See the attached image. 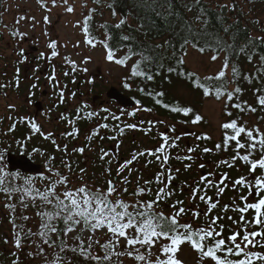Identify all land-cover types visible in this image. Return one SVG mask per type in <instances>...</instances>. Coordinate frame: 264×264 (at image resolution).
Returning a JSON list of instances; mask_svg holds the SVG:
<instances>
[{"label": "snow or ice", "instance_id": "obj_1", "mask_svg": "<svg viewBox=\"0 0 264 264\" xmlns=\"http://www.w3.org/2000/svg\"><path fill=\"white\" fill-rule=\"evenodd\" d=\"M199 3V0H196ZM67 3V0H65ZM55 5V0H53ZM235 5H233V8ZM68 12H72L73 8L68 7ZM94 11V10H93ZM115 14V13H113ZM23 19V17H21ZM47 22V17L44 18ZM91 19V15L85 17L83 22V32L85 34V43L92 47L96 46V41L90 37L88 22ZM197 19H200L197 17ZM19 21H17L18 23ZM126 23L125 19H121L116 28H120ZM23 37V33L14 32L13 36ZM127 39V37H124ZM259 40L264 43V37H259ZM103 43L106 49V59L110 62H115L118 65L124 66L128 59L131 58V51L129 54L122 58H116L115 51L108 45L107 42ZM189 44L188 40H185V45ZM56 42L52 41L49 44V48L53 49L51 56L58 55L56 49ZM193 47H197L198 51L203 53L204 47H199L193 44ZM220 51L223 49L220 48ZM243 52L244 49H241ZM186 54V53H185ZM23 56V51L20 52ZM43 55V54H42ZM218 55H212L211 59L215 61ZM67 59V58H66ZM146 59V58H145ZM261 61H264V56L260 57ZM249 62L252 60V56H248ZM70 62V61H69ZM87 63V60H85ZM177 63L182 65L184 63L183 58H178ZM229 60L226 58L223 62L222 68L214 75L205 77L203 82L198 77H195L194 73H186V75L192 79L193 86L201 89L205 97L214 95L217 100L222 97H226V101H232L234 96L240 94L242 89L235 87L233 90H228V84L235 82V77L239 75L238 69L232 66L233 80L227 79L226 73L229 69ZM73 70L75 71V64L73 63ZM87 69H84L86 71ZM169 72L175 71L173 68L168 69ZM67 75V73H65ZM131 75L133 77H146L147 80H152L153 76L143 70L140 67V61L132 66ZM55 77L53 76L52 79ZM251 82V78L244 77ZM19 81L17 80V86ZM33 88L36 85L32 86ZM125 88H129L128 83H124ZM143 91V90H141ZM257 93L256 101L264 107V94L261 93V89L255 90ZM73 96L75 93L72 94ZM152 95V93H149ZM164 93L158 92L155 94L157 97H162ZM60 101H64V93L61 91L59 94ZM139 103V101L137 102ZM156 104H161L164 108L170 109L174 113H182L184 116H188L193 112L190 107H173L167 103H163L161 99L155 100ZM247 102H245V105ZM12 107L11 105L9 106ZM84 108L87 105L83 106ZM227 107V103H226ZM232 107L245 111V107L240 103H233ZM145 111H151L150 108L144 109ZM247 111L256 112V107L247 105ZM104 111H108L105 109ZM80 110H77V118H79ZM95 113H88V118H91ZM134 115V113H129ZM226 115L231 116V112H226ZM119 119V117H113ZM61 119H65L62 115ZM202 120L199 114H195L191 120L192 124H197ZM70 124L73 121H68ZM152 122L149 121V124ZM15 125H13V128ZM30 127L34 133L40 132V127L35 122H30ZM99 127L107 128V124H102ZM128 128H135V124L127 125ZM224 130L223 135V148L227 150L230 143L235 142L236 155L232 157V160L237 159L248 165V175H241L239 178L233 181V188L237 186L246 191V194L239 195V201L235 199L233 201L232 211L239 213V219L235 220L233 217H228L232 220L234 228L229 229V233L226 237L224 235V225L219 223L223 217L211 215L212 210L218 207L219 201L213 202L212 197L207 196L206 189L214 187L217 189L218 194L223 193L224 187L220 185L224 184L228 179L227 174H223L219 181L210 179L214 176V173H207L201 176L198 185L192 188V199H196L197 193L201 191L199 184L205 185V194L199 196V200L206 205V211L203 213L205 217V223L194 226L192 222H180V218L188 212V209L183 207L184 201L177 200L170 207L173 211L170 214H165L163 211H158L161 202L166 201L173 193L170 191V185L174 176L172 170L168 169L167 174L164 171V166L169 160V154L167 149L176 146V141L180 139L179 136L172 138V142L169 143L170 137L167 134H161L162 143L155 150H148L147 152L141 151L138 154H133L132 158L125 161L117 169V174L122 172L125 168H128L138 156H153L161 164V172L155 176V182L163 185L159 187L154 194V199L143 200L146 194L151 193V188L138 186L135 191L131 193L135 197L132 201H126L121 198L118 193L121 191L111 180L107 182L106 190L102 188L92 189L86 183H82L76 188L69 187L70 179L68 176L61 174L59 170L54 168L49 169V175L41 176L39 179L45 183L43 187L35 186L32 182V178H25L23 185L14 184L13 181L18 179V174L6 171L3 167H0V193L5 194L8 199H11L13 195L19 194L20 203L23 207H28V202H32L33 207H37L35 203L37 200L40 202L41 210L37 212V216L41 218L40 230L33 233L31 229L25 230L23 225L14 227L19 230L15 233V247L20 249L22 247V240L28 239L31 236H38L43 244L49 247H59L60 252L65 251L64 241L61 240L57 245L56 241L51 240L52 234H60L67 236L69 233L74 232L78 227H81L82 231H89L95 233L97 231L106 230L107 239L101 243L99 240H92L90 236L89 243L85 246L81 236H77L76 239L79 243V253L86 259L95 261V264H112L113 256L120 258L127 256L128 258L137 262V264H182V261L176 259V253L179 251L180 246L187 243L191 246L192 250L198 253L200 264H204L205 261H211V264H264V131L256 126L249 128L245 124L239 123L236 119H232L221 125ZM175 127L170 129L171 132H175ZM78 129L73 127L71 132L66 133V136L75 137L78 135ZM123 132V129L120 130ZM148 131H151L149 128ZM43 135V133H41ZM99 134V130L93 131L92 135L88 136L89 141L93 136ZM245 138L242 142L241 137ZM51 137V133L45 136L46 139ZM115 137H110L114 139ZM196 139H210L208 136H198ZM52 143L56 145V141L53 139ZM216 150H220L222 145L220 143L215 145ZM59 150V145H57ZM245 150V154L241 155L240 151ZM65 152L67 146H64ZM195 148H188L189 153L194 152ZM73 151L83 154L85 149L83 147L76 148ZM211 149L205 147L203 152H210ZM259 152V158H253V154ZM108 153H103L101 159ZM4 153L0 152V160L3 159ZM180 157L178 156L177 159ZM54 159V157L52 158ZM184 159L192 160L191 155H187ZM221 164H225L228 167L232 165L228 161H220ZM219 166V165H218ZM64 167L71 171V164L65 162ZM190 165H186V168ZM204 165H201L203 168ZM259 170V172H258ZM179 171V170H177ZM84 172L83 169L80 170ZM83 179V176L80 177ZM125 182L126 179H125ZM145 185L152 183L151 180L145 181ZM63 187V191H58L59 187ZM227 185H225L226 187ZM124 193L128 192L125 187L122 189ZM115 196V199H113ZM6 207L15 211L14 204H6ZM229 206L225 205L223 211H228ZM251 212V218L247 217V214ZM193 220H198L202 213L200 211H192ZM23 220H28V216H23ZM62 225V227L60 226ZM23 233V236L21 235ZM123 239L125 244L120 245V241ZM96 244L102 249L103 255H94L91 251L92 245ZM159 244V255L152 258V249ZM123 247V251H116L117 247ZM145 249V251H141ZM71 251L76 252V248H72ZM41 255L44 254V249L39 248ZM32 255V253H29ZM13 264H17V261H13ZM48 264H63V258L56 253L54 258L48 262ZM122 264V262H121Z\"/></svg>", "mask_w": 264, "mask_h": 264}, {"label": "rangeland", "instance_id": "obj_2", "mask_svg": "<svg viewBox=\"0 0 264 264\" xmlns=\"http://www.w3.org/2000/svg\"><path fill=\"white\" fill-rule=\"evenodd\" d=\"M44 1V3H42ZM248 10V8H253L256 12L260 14V17L264 15L263 7L254 3L252 0H239ZM0 7V151H4L5 148H18L16 143V136L20 134V124L18 123L17 129L7 130L10 127V124L17 118L16 122L27 123L30 126V121H34L41 129L40 134L36 132L38 136V143L41 145L48 144L49 147L54 146L52 140L56 141V145H59L61 149L64 150V142L67 141L68 138L65 135L67 133V129L65 128L67 122L63 123L61 121V115L66 113V115L70 112L76 111V108L79 104H81L79 97V92H77V82L82 81L83 86L81 91L84 92V101L87 99L92 103L91 95H94L96 91H103V95H106L107 90L112 87H117L124 92H127L128 95H131L130 91L124 87V83L131 80V63L126 66H121L116 64L115 62H110L106 59V49L104 46L96 45L95 47L90 46L85 43V34L83 32V22L86 14L92 9L91 6H94L92 0H55V5L53 4V0H5L1 2ZM72 7L73 11L68 12L67 8ZM23 17V19H21ZM45 17H47V22H45ZM112 15L110 13L106 14L103 18L107 20L111 19ZM30 19V20H29ZM17 21H19L17 23ZM20 32L23 33V37L13 36V33ZM28 38L29 41H25V38ZM55 41L56 49L58 55L55 57L51 56L53 49L49 48V44ZM37 46L38 51H33L31 46ZM23 51V56L20 55V52ZM43 54V55H42ZM212 55L203 54L193 48H189L186 55V63L189 68L198 72L200 75H209L213 73H217L223 66V56L218 57L215 61L211 59ZM67 58V59H66ZM116 58H120L116 56ZM39 59L42 62H39ZM87 60V63H85ZM36 61L35 65L34 62ZM70 61V62H69ZM73 63L75 64V71L73 70ZM36 64L39 65V69L42 70V73L39 72V69L36 67ZM22 66L23 75L26 69L29 70L28 75L23 79V83L25 85L36 82L37 77H44L48 75V73H44L46 66H48V70L50 69V75L58 77V76H66L65 73L71 78H74V82L72 83V92L75 93L74 97L71 98V101H68L66 104L67 110L63 111L61 109H55L54 111H45L43 114L38 115L37 118L33 117L36 113V110H41V108H36L31 102L29 95H20L16 89V84H14L15 79H17V73ZM31 68V69H30ZM84 69H87L84 71ZM34 76L31 80L28 77ZM14 82V83H13ZM94 86V92L90 93V89ZM39 91L41 92L43 89H50L49 80H45L44 78L39 83ZM129 90V89H128ZM57 92V90H56ZM41 93L39 97H41ZM133 96V95H132ZM53 98L50 99L52 102ZM60 100V99H59ZM89 103V102H88ZM224 101H215L213 99H206L202 108L201 113L205 118V123L201 126H188L181 125L176 122H173L170 119H166L158 116L156 113H150L149 111H145L141 105H138L134 109L135 119L133 120V124L136 125L133 132L130 133L129 137L127 136H114L113 141L107 143L106 146L108 149V159L116 164L117 157L114 152L118 150V159L121 156H126L123 153H127L126 160L132 158L133 154H138L141 151L147 152L148 150H155L161 143L162 140H157L153 143L155 139L151 138L152 133H164L167 130L169 132L170 141L172 142V138L177 132V124H178V136L180 139L178 140V170H176L177 162L174 148H168L169 160L167 164L164 166V171L167 174L168 167H171L172 175L174 179L172 181L177 180L182 183V186L175 187L174 185H170V191L173 193L169 198H171V202L163 201V205L159 207L158 211H163L166 214H170L173 209L170 207L175 201L182 200L184 201L183 207L188 209V212L180 218L182 223L184 222H192L194 226H198L205 223V217L203 213L206 211V205L204 202L199 200L200 195L205 194V185L199 184L201 191L197 193L196 199H192V188L198 185L201 176L206 175L211 172L215 175L210 179L214 181H219L220 177L223 174H227L228 179L225 180L224 184L220 185V187H224V194L227 196L225 198L222 197L219 200L218 207L212 210L211 215H221L225 221V215L227 211H222L225 201H227L228 197L232 200L231 194L228 193V190H233V181L239 178L241 175L247 176L248 170H244L243 163L237 166V170H227L228 166L225 164H221L220 161H230L232 159L228 156L225 150H216L215 145L218 144L217 141L222 136V127L221 125L225 122V118L223 116V108ZM12 106L11 108L9 106ZM94 110L99 108V106H93ZM40 109V110H39ZM121 109L116 111L117 113H121ZM93 113L97 111H92ZM132 113V111H129ZM96 114V113H95ZM71 115L70 119H72ZM28 119L26 121L23 118ZM96 118V115L94 116ZM149 121L152 123L149 124ZM15 122V123H16ZM98 122L92 123L85 130H83L80 134L75 137L69 139V144L67 146V156L74 158V154L77 152L73 151L76 148H80V144L85 143L88 136L92 135L93 131L98 129ZM98 127V128H97ZM175 127V132H171L170 129ZM151 131L147 134L148 129ZM263 129V128H262ZM28 133H32L30 130ZM43 133V135L41 134ZM51 133V137L46 139L45 136ZM203 134L204 136L210 137V139H202L203 149L205 147L211 149L209 155L204 157L200 152H198V146L200 141L196 139V137ZM27 141L28 137H25ZM14 142L15 144L9 145V142ZM45 141V142H44ZM188 148H195L194 152L189 153L187 151ZM102 147L98 146L97 142H94L91 146H87L86 150L83 153L84 158V166L82 168L84 170L83 173L80 170L69 171L64 167L59 166H51L46 162L47 155L39 154L36 155L44 160L46 168L44 171V175H49V169L54 168L59 170L61 174L68 176L70 179L69 187L76 188L80 186L82 183H86L93 190L96 188H101V176L103 172L99 171V173H94L93 163L96 160V154L104 153ZM99 153H97V152ZM127 151V152H126ZM191 155L192 160L184 159L185 156ZM44 156V159L42 158ZM151 156H138L136 160H134V172L130 174L134 175V184L140 182L143 184L148 180H154L157 173L161 172V166L156 168L155 166H150L149 163ZM114 164V165H115ZM186 165H190V167L186 168ZM201 165H204L201 168ZM219 165V166H218ZM69 174H66L68 173ZM81 175L83 179H81ZM176 177V178H175ZM127 181V177H125ZM123 179V180H124ZM35 182L39 184L41 187L44 185V181L41 179H35ZM123 182V181H119ZM156 183V182H155ZM151 185V184H149ZM147 185V186H149ZM159 187L163 185L157 184ZM225 185H227L225 187ZM189 188L188 192H185V189ZM132 189H137L135 185ZM208 189H214L210 194ZM63 187H59L58 191H63ZM234 190H242L238 186ZM207 196L212 197L213 202L217 201L216 196L218 194L217 189L214 187H209L206 189ZM221 194V193H219ZM178 196V199H175V196ZM16 200L14 201L15 211L11 210V214L14 215V218L17 217L19 223L23 224L22 221V209L23 206L20 203L19 194H15L14 197ZM13 198V199H14ZM135 197H130L129 200H134ZM2 203H0V206ZM6 203L3 204L5 206ZM200 211L202 215L198 220L192 219V211ZM231 213H235L230 210ZM230 211L227 214L230 215ZM9 212V208L6 207L2 211H0V219L4 216H7ZM216 212V213H215ZM35 219L30 220L31 223L26 221L25 228H30L34 230L35 226L38 224V220H36V214L33 212L32 214ZM28 224V225H27ZM6 228L2 233L8 234L10 237L13 235L14 226L7 222L5 224ZM12 226L13 231L10 230ZM235 226H233L234 228ZM35 233V231H33ZM75 235V232H73ZM85 238H89L90 236L93 239H98L103 243L107 239L106 230L97 231L95 233H90L86 231L84 233ZM125 241L121 239L120 245L123 246ZM23 259L22 264H36L37 260H33L30 258L31 250L24 251L26 244L23 245ZM99 247V246H98ZM123 249V247L118 246ZM100 249V247H99ZM14 251V247L11 248ZM26 254V257H25ZM157 254L154 255V258ZM176 259L182 261V264H200L197 258L196 253L189 245L183 244L180 246L179 251L176 253ZM127 263L131 264L132 259L126 256ZM42 262V260H39ZM210 264V263H208Z\"/></svg>", "mask_w": 264, "mask_h": 264}, {"label": "trees", "instance_id": "obj_3", "mask_svg": "<svg viewBox=\"0 0 264 264\" xmlns=\"http://www.w3.org/2000/svg\"><path fill=\"white\" fill-rule=\"evenodd\" d=\"M252 1L264 9V0ZM1 2L3 0H0V7L2 6ZM92 2L94 6H91L92 9L86 16L91 15V19L88 22L89 34L97 42L96 45H103L101 42H107L115 51V55L120 58L131 51L134 54L126 62V65L131 63L130 71L132 66L137 61H140L141 70L153 76L152 80H147L146 77H133L131 75V80L127 81L130 87L126 89L131 92L137 102L139 101L137 105H141L144 109L150 108V112H154L160 117L170 119L181 125L201 126L205 123V118L201 113L205 100L224 101L223 116L225 122L236 119L239 123L245 124L249 128L258 126L261 131H264V107L257 103V93L255 91L256 89H261L259 94H264V61L260 59L261 56H264V43L259 40V37H264V15L261 18L260 14L253 8H248L247 10L239 0H199V3L196 0H92ZM233 5H235L234 8ZM108 13L112 15V20L103 18ZM197 17L200 19H197ZM121 19H125L126 23L120 28H116L115 25ZM124 37H127V39H124ZM185 40H188L189 44L185 45ZM193 44L204 47L205 51L203 54H216L218 57L223 56L224 60L226 58L229 60L230 66L226 73L229 81L234 79L231 70L232 66L238 69L239 75L235 77V82L228 84V90H233L238 86L242 89V92L235 95L232 101H226V97L217 100L214 95L205 97L201 89L193 86L192 79L186 73H194L195 77H198L202 82L205 77L216 74L200 75L187 66L185 58L188 49L193 48L198 51L197 47H193ZM220 48L223 50L220 51ZM241 49H244V51L242 52ZM249 55L252 56L251 62L248 60ZM181 57L184 60L182 65L177 63L178 58ZM169 68H173L175 71L169 72ZM245 76L250 77L251 82L246 80ZM158 92H162L164 95L162 97L155 96ZM149 93H152V95H149ZM156 99H161L163 103L173 107H190L193 112L188 116H184L182 113H174L170 109L164 108L161 104H156ZM245 102H247L246 105ZM233 103H240L245 107V111L242 112L232 107ZM247 105L256 107L257 111L254 113L247 111ZM226 112H231L232 115L228 116ZM195 114H199L202 120L197 124H192L191 120ZM88 119L92 120V117ZM120 124H118V129L122 128ZM222 131V136L217 141V143L222 145L220 150H224L222 143L224 130L222 129ZM38 133L40 134V132ZM200 136L204 135L201 134ZM95 139H98V137L94 136L92 138V140ZM241 140L244 142L245 138L242 136ZM87 141L84 147L85 150L90 142L89 140ZM156 141L157 139L153 140L154 143ZM199 141L198 152L207 157L209 153L203 152V140L199 139ZM39 148L42 149V147ZM102 149L101 151L104 152V149L107 148L102 144ZM225 151L232 159L236 155L235 142L230 143ZM49 152L54 157L52 161L54 166L61 168L67 162L71 164V171L73 172L85 168L83 154L77 152L74 154V158L68 157L67 152L63 149L60 147L59 150L57 149V145L51 146ZM240 154H245V150L242 149ZM259 155V152H256L253 154V158H259ZM95 156L97 157L93 163L92 171L96 174L99 171L103 172L101 188L106 190L109 180L116 185L120 178L116 171L117 165L111 158L108 159V156H104V159H101L102 153ZM149 159H151L150 166L153 165L156 168L161 166L155 157L151 156ZM45 160L46 162H51L48 157ZM228 163L232 166L228 167L227 170H237V166L242 163L248 169V165L239 159L232 160V162L228 161ZM104 165L107 167L105 168ZM107 170L108 172H106ZM29 177L32 178L35 186L41 187L35 182V178ZM29 177H20L15 181L19 185H23L25 178ZM125 183H129V181ZM138 186L143 187V184L140 182L136 185V187ZM146 187L151 188L152 191L150 194L141 197V199H154L155 191L159 186L152 180L151 185ZM126 188L130 190L129 185ZM133 191H128L127 193L122 191L118 195L122 199L130 201L129 198H133L131 195ZM174 198L178 199V196L176 195ZM113 199H115V196H113ZM171 200V198H168V202H171ZM35 203L37 207H33L32 202L29 201L28 207H23L21 213L22 217H29L28 220L22 219L23 226L26 225V221L29 222L35 219L32 215L33 212L36 214L38 224L34 230L31 227L25 228V230L31 229L32 232L35 231L36 233L40 230L41 218L37 216V212L41 210V206L38 200ZM162 205L163 203L161 202L159 207ZM9 218H13L14 222L17 220V217L14 218L13 214ZM219 223L223 224L226 230L224 218ZM60 226L62 227V225ZM74 232L75 235L73 232L67 236H63L62 232L51 235V240L56 241L57 245L60 244L61 240L64 241V252H60L59 247L53 248L43 244L41 239L35 235L24 240L35 247L36 256L32 257V259L37 260L36 264H48L56 253H59L63 258V264H95V261L86 259L79 253L80 242L76 237L81 236L85 246H87L89 239L84 236L86 231H82L81 227H78ZM21 234L23 236V233ZM40 247L44 249L43 255L39 252ZM72 248H76L77 251H71ZM91 251L94 255H103L102 249H99L94 243ZM116 251H123V249L117 247ZM141 251H145V249H141ZM152 252V258H154L155 254L159 255V244L152 249ZM196 255L199 261L198 253ZM39 260H42V262H39ZM121 262L122 264H129L126 261V256L120 258L113 256L112 264H121ZM208 263L211 264V261L204 262V264ZM131 264H137V262L132 260Z\"/></svg>", "mask_w": 264, "mask_h": 264}, {"label": "flooded vegetation", "instance_id": "obj_4", "mask_svg": "<svg viewBox=\"0 0 264 264\" xmlns=\"http://www.w3.org/2000/svg\"><path fill=\"white\" fill-rule=\"evenodd\" d=\"M5 1V0H3ZM42 3H44V1H42ZM1 18V17H0ZM30 20V19H29ZM15 32V31H14ZM20 33V32H18ZM25 41H29L28 38H25ZM33 51H38V47L37 46H31ZM39 62H42L41 59H39ZM36 61L34 62L33 65H35ZM20 69L17 73V79H15V83L16 84V89L19 92L20 95H29V98L31 100V102H33L34 106L36 108H41L40 111H38V109L36 110V113L34 114L33 117L37 118L38 115L43 114L45 111H54L55 109H61L63 111L67 110L66 104L68 101H71V98H73L74 96L72 95L74 92H72V83L74 82V78L69 77L68 75L66 76H58L55 77L54 79H52V75H50V69L48 70V66H46V69L44 70V73H48V75H45L44 77H37L34 81V83L25 85L23 82V79L28 75L29 70L26 69L23 75V71H22V66H20ZM36 67L39 69V65L36 64ZM31 69V68H30ZM39 72L42 73V70L39 69ZM31 80L34 78V76L28 77ZM45 80H49L50 83V89L52 91H50L49 89H43L41 92L39 91V83L41 82L42 79ZM17 80L19 81V84L17 86ZM93 82L90 83V85L92 86V88L90 89V93L94 92V86L92 85ZM94 84V83H93ZM36 85L35 88H33L32 86ZM83 86V82L82 81H78L77 82V92H79V97L80 99L78 101L81 102V104H79L76 108V111L74 112H70L66 115V113L62 114L65 119H61V121H63V123L67 122L65 128L67 129V133L71 132L73 127L77 128L81 133H83L88 126H90L92 123H96L98 122V127L102 124H107L108 127L107 128H101V127H97L99 130V134L96 135L98 137V139L92 140L89 142L88 146H91L92 144H94V142L98 143V146L102 147V144L104 145L105 148H107L106 144L112 142L113 140L110 139V137H114L117 136V138H119V136H127L129 137L130 133L133 132L134 128H128L127 125L129 124H133V120L135 119V113H134V109L138 106L137 104V100L132 96L129 95L131 97H133L136 100V105L134 107H123L121 106L117 101H115L114 99H111L109 97L108 91L106 92V95H103V91L98 92V90L96 91V93L94 95H91L92 98V103L90 104V101L87 99L86 101H84V96H87L84 94L83 91H81V88ZM119 89V88H118ZM57 90V92H56ZM120 91H122L123 93L127 94V92H124L123 90L119 89ZM64 93V101L63 103H61V101L59 100V94L60 92ZM41 93V97H39ZM89 97V96H87ZM53 98L52 102H50V99ZM89 102V103H88ZM87 105L86 108H84L83 106ZM99 106V108H96L94 110L93 106ZM80 110L79 113V118H77V110ZM105 109H107L108 111H104ZM121 109V113H117L116 111ZM92 111H97L96 113V118H94L95 115L92 116V120L88 119L87 114L88 113H93ZM129 111H132V113H134V115H129ZM150 113H154V112H150ZM61 115V116H62ZM71 115L72 119H70ZM113 117H119V119H114ZM23 118V117H22ZM28 119L27 118H23L24 121H26ZM18 119L16 118L13 123L10 124L9 129L7 130H13V125H15L14 129H17L18 127V123L20 124V129L21 131L20 134H18L15 138H16V143L18 148H5L4 151H0L4 153L3 159L0 160V167H3L6 171L12 172V173H16L18 174V178H22V177H33L35 179L40 178L41 176H44V171L46 168L45 162L44 160H42L40 157L36 156L39 154H44L47 155V157L51 160V162L49 163V161L47 162V164L49 165V167L54 166V164L52 163L53 161V156L50 154L49 152V145L47 144L46 147L44 145H41L40 143H38V136L36 135V133H34L31 129V127L26 123H22V122H16ZM71 120L74 123L70 124L68 121ZM16 122V123H15ZM30 122H34V121H30ZM80 123V124H79ZM120 124V126H122L121 129H123V132H121V129H118V124ZM133 129V130H132ZM32 131V133H28L29 131ZM83 131V132H82ZM150 131H147L146 133L148 134ZM161 134L162 133H152L151 138H153V136H155L154 140H161ZM165 134H169V132L166 130ZM169 136V135H168ZM178 136V124H177V132L175 133V135L173 136L176 137ZM25 137H28V141ZM94 137V136H93ZM68 140L65 141L63 140L64 144L66 146H68L69 144V139L71 138V136H67ZM45 142V141H44ZM88 142L87 140L85 141V143ZM154 143V142H153ZM11 144H15L14 142H9V145ZM86 144L82 143L80 144V147H85ZM39 147H42V149H40ZM174 151H175V156H176V162H177V166H176V170H178V140L176 141V146L173 147ZM108 149H104V153H108ZM65 151V150H64ZM68 151V149H67ZM66 151V152H67ZM127 152V151H126ZM8 153H12L13 155H15L16 157H19L21 155H25L27 157H29L34 163L36 164H40L42 166V172L41 173H25L22 170H11L10 166L8 164L7 161V156ZM118 150H116V152H114V154H116L117 157V169L120 165H122L126 160V156L127 153H123L126 156H120V159H118ZM109 156V155H106ZM42 158L44 159V156H42ZM134 161L132 162V164H130L128 166V168H125L122 172L119 173L120 178L119 180L116 182V187L118 189H120L122 192V189L125 187H128V185L130 186V190L128 191H133L134 189H132V187L135 185L140 183V180L138 181V183L134 184V175L130 174L131 172H134ZM104 167L106 168L107 166L104 165ZM244 170H248L243 166ZM168 169H171V167H168ZM117 171V170H116ZM108 172V170L106 171ZM259 172V170H258ZM66 174H69L66 173ZM125 177H127V181H129V183H125ZM176 178V177H175ZM124 179V180H123ZM123 181V182H119V181ZM172 185H174L175 187L182 186V183L178 182V176H177V180L176 181H172L171 182ZM14 184H18L17 181H15ZM147 185H145L144 183V187H146ZM137 188V187H136ZM128 189V188H127ZM214 189H210V194L213 192ZM189 188L185 189V192H188ZM228 193L231 194V198L232 200L228 197L227 201H225V205L229 206V210L227 211L226 215H225V223H226V230L225 235L227 236L229 233V229L233 228V223L232 220H229L228 217H233V219L238 220L239 219V213L235 212V213H231V208L233 206V201L234 199L238 202L239 201V195L240 194H246L245 190H228ZM224 196V197H223ZM15 195L12 196L11 199H8L5 194L0 193V203H2V205L0 206V211H2L3 209L6 208V205L3 206L4 203L6 204H13L14 201L16 200ZM225 197H227L223 193L221 194H217L216 199L219 201ZM14 198V199H13ZM14 200V201H13ZM224 205V206H225ZM230 211V215L228 216L227 214ZM216 213V212H215ZM11 214V209H9L8 215L4 216L2 219H0V264H13V261H17V264H22V259H23V245L26 244V247L24 248V251L26 252L27 250H31L32 255L30 256V258L36 256V252H35V247L32 246L31 244H29L28 242H26L24 239L22 240V247L20 249H17L15 247L14 241H15V233L19 230L18 228L14 227V231L12 226L10 227V230L13 231V235L10 237L8 234H4L2 233L4 231V228H6L5 224L7 222H10L13 226H19L22 225V223H19L18 219L14 222L13 218H9ZM252 213L249 212L247 214V217L250 219L251 218ZM216 216H221V215H216ZM222 217V216H221ZM22 235V234H21ZM25 242V243H24ZM14 247V251L11 250V248ZM26 257V254H25Z\"/></svg>", "mask_w": 264, "mask_h": 264}, {"label": "water", "instance_id": "obj_5", "mask_svg": "<svg viewBox=\"0 0 264 264\" xmlns=\"http://www.w3.org/2000/svg\"><path fill=\"white\" fill-rule=\"evenodd\" d=\"M111 99L117 101L123 107H134L136 100L120 91L117 87H112L108 94ZM7 161L11 170H22L25 173H41L42 166L34 163L29 157L21 155L16 157L12 153H8Z\"/></svg>", "mask_w": 264, "mask_h": 264}]
</instances>
